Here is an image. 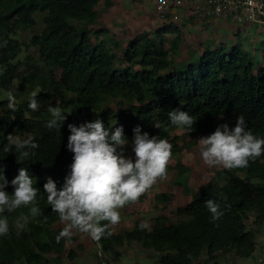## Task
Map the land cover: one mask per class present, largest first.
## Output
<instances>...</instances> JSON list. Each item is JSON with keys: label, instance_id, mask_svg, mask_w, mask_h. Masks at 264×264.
I'll use <instances>...</instances> for the list:
<instances>
[{"label": "trees", "instance_id": "1", "mask_svg": "<svg viewBox=\"0 0 264 264\" xmlns=\"http://www.w3.org/2000/svg\"><path fill=\"white\" fill-rule=\"evenodd\" d=\"M99 4L100 0H0V89L13 92L19 109L12 112L7 99H0V167L9 181L8 192L13 191L10 182L19 169H28L36 178L34 186L40 188L37 200L41 210L32 215L31 206H22L4 213L10 232L0 237V264H42L48 261L44 254L59 255L66 248L67 239L56 241L63 228L51 226L54 214L48 209L51 206L43 185L50 176L61 187L69 171L74 155L67 148L69 124L78 126L99 118L106 128L122 126L128 141H132L133 129L140 126L173 144L172 132L178 128L171 125L168 112L181 108L195 120L191 135H210L225 122L234 127L237 116L243 114L249 130L264 136V63H256L248 49L240 45L207 48L183 69L164 73L172 67L171 49L158 46L154 37L143 33L122 50L126 65L118 66L107 30H96L95 42L91 36L89 25L99 17ZM36 15H44L45 28L29 42L6 30L4 19L13 27L32 28ZM171 27L165 25L163 30ZM32 46L39 49V61L27 55ZM33 90L39 91L41 103L36 112L28 108ZM118 97L134 103L119 112L104 107L109 98ZM49 105L66 112L60 131L45 127ZM9 133L35 135L40 145L36 155L17 162L15 152L4 153L2 145ZM172 146V153L176 152L177 144ZM219 175L224 177L223 183L208 182L188 204L177 207L176 213L187 220L171 223L166 215L158 216L151 228L144 230L139 228L142 221L137 220L131 230L103 238V247L109 248V242L137 241L161 253L160 264H197L204 251L215 264L220 255L230 253L252 257L257 248L256 232L248 228L247 220L254 212L255 224H264V155L250 161L247 168H224ZM224 197L230 207L219 221L212 222L204 202L223 201ZM25 220V230L17 235L16 224Z\"/></svg>", "mask_w": 264, "mask_h": 264}, {"label": "clouds", "instance_id": "2", "mask_svg": "<svg viewBox=\"0 0 264 264\" xmlns=\"http://www.w3.org/2000/svg\"><path fill=\"white\" fill-rule=\"evenodd\" d=\"M6 43V42H5ZM3 70L0 69V72ZM39 91L33 90L28 100L32 112L40 109ZM7 108L19 111L17 97L12 91L7 92ZM49 119L45 127L60 131L67 119L60 106L49 105ZM171 125L188 133L193 130L195 120L189 112L175 108L168 112ZM159 128L158 124H155ZM67 148L74 153L64 182L58 188L57 182L48 177L43 185L47 194V204L52 212L58 213L65 227L56 236L70 240L74 231L87 233L94 241L111 236L110 225L121 221L119 209L126 204L137 201L158 179H166L168 164L172 157V144L159 135H150L140 126L133 129L132 152L134 157L126 154L128 138L123 127L114 130L106 128L103 121L96 118L76 124H69ZM199 151L203 161L209 166L222 165L225 169L247 168L250 161L264 155V136L254 134L248 127L246 117L237 116L234 127L229 123L219 124L210 135L199 139ZM40 147L35 135L22 137L9 133L3 143L4 153L15 152L17 162H25L36 155ZM36 178L31 176L26 167L19 169L18 175L11 180L13 191L6 190L9 184L0 167V237L10 232V222L5 212L11 213L22 206H31L32 215L40 214L37 196L40 188L34 186ZM212 222H217L230 207L227 197L223 201L208 199L205 202ZM223 205V206H222ZM102 221L108 223L102 224ZM25 223H17V235L25 230ZM149 225L141 222L139 228L144 230Z\"/></svg>", "mask_w": 264, "mask_h": 264}, {"label": "rangeland", "instance_id": "3", "mask_svg": "<svg viewBox=\"0 0 264 264\" xmlns=\"http://www.w3.org/2000/svg\"><path fill=\"white\" fill-rule=\"evenodd\" d=\"M97 9L99 17L95 23L89 25L91 36L95 42L96 30H107V35L106 32L104 33L110 43L109 46L117 54L118 66L126 65L122 50L143 33L154 37L158 46L171 49L172 67L165 70L164 73H169L177 67L183 69L200 56L198 52L200 43L198 42L201 37L185 31L181 39L182 36L180 37L178 31H164L165 25L170 22H165L157 17L154 0H100ZM4 22L6 30L16 32L18 37L26 42H29L35 33H40L45 28L44 15H36V24L32 28H26L22 24L13 27L7 19H4ZM71 23L76 26L80 25L76 20H71ZM256 24L261 23L248 25L250 27L246 31L251 33V36L248 35L246 40H240L242 38L240 35H228L230 40H227V43L230 44L232 38L233 40L237 39L240 40V46L246 48L247 41L253 59L259 63L264 62V25L255 28ZM160 31L162 34H159ZM242 34L245 36L244 31ZM253 36H260V41L256 42ZM251 40L254 41V44ZM173 44L177 45L175 49L172 47ZM253 46L255 47L253 48ZM27 55L34 62L39 61L40 52L37 47L32 46ZM134 69L137 70L139 67L135 66ZM0 99H7V91L0 89ZM131 103L134 102L127 101L123 97L109 98L104 102V107L119 112ZM204 136L206 135L203 133L191 135L181 129L172 132L173 142L177 144L178 149L173 152L170 158L167 178L158 179L156 184L142 194L137 201L119 209L121 221L117 225H110L113 234L131 230L137 220L146 222L151 228L156 217L163 215H166L171 223L187 220L188 217H181L176 213L177 207L188 204L192 195L201 190L208 182H224V177L219 175V172L224 169L223 166H209L203 161L199 151V139ZM170 143L172 144V142ZM126 148L128 155L134 157L131 141L126 145ZM165 196L170 199L165 200ZM48 209L52 212L51 208ZM52 213L54 219L51 226L54 230L64 228L65 223L61 222L58 213ZM254 220L255 213L251 212L247 226L256 232V241L259 246H257V255L254 254L250 258H239L233 253L220 255V263L218 261L217 264H257L259 258L264 257V227L262 225L258 227ZM101 223L108 222L102 221ZM73 231L72 238L66 241L65 250L59 255L57 253L44 254V260L48 261L42 264H103V262L109 264H160L161 253L146 249L137 241H125L122 244L109 242V248H104L101 241L103 238L97 242L87 233ZM196 263L215 264L214 261L209 260L206 251L202 253Z\"/></svg>", "mask_w": 264, "mask_h": 264}, {"label": "built area", "instance_id": "4", "mask_svg": "<svg viewBox=\"0 0 264 264\" xmlns=\"http://www.w3.org/2000/svg\"><path fill=\"white\" fill-rule=\"evenodd\" d=\"M154 6L157 17L165 22L181 21L184 9L193 11L198 20L208 17L232 19L242 25L264 24V0H154ZM259 264H264V259Z\"/></svg>", "mask_w": 264, "mask_h": 264}, {"label": "crops", "instance_id": "5", "mask_svg": "<svg viewBox=\"0 0 264 264\" xmlns=\"http://www.w3.org/2000/svg\"><path fill=\"white\" fill-rule=\"evenodd\" d=\"M196 14L191 10H181V21L179 22H170V24L173 23L172 27L169 31H178V34L180 35L181 39L184 36L185 31L187 33H193L197 34L200 39V47L198 52L200 55L207 49V48H217V47H225L230 48L234 45H240V40H246L248 38V35L251 36V33H247V29L249 24H238L234 20H224V19H210L208 17L203 18L201 20L196 19ZM175 24V25H174ZM259 25L264 24H256L254 27H259ZM243 31L245 32V36H243ZM257 33V32H256ZM228 35H240L242 37L240 40L232 38L230 41L231 43H227V40L229 39ZM253 39L256 40V42L260 41V36H253ZM262 40V38H261ZM254 44V41L251 40ZM231 45V46H228ZM255 46H253L254 48ZM246 48L248 49V42L246 41ZM249 50V49H248ZM264 63V62H262ZM264 227V225H263ZM258 246V245H257ZM259 247V246H258ZM258 248L256 249V251ZM256 251L254 252L255 255ZM253 254V255H254ZM252 255V256H253ZM240 258V257H239ZM219 259V258H218ZM264 257L261 256L259 258V262L263 260ZM220 263V259L218 260ZM259 262L257 264H259ZM223 264V263H222Z\"/></svg>", "mask_w": 264, "mask_h": 264}]
</instances>
